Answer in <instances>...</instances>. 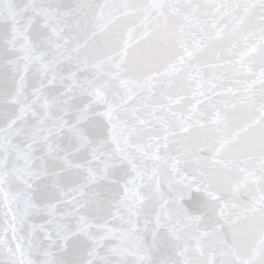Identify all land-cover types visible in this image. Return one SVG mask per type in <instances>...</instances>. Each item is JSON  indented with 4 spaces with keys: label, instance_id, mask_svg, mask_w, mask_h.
Returning a JSON list of instances; mask_svg holds the SVG:
<instances>
[{
    "label": "snow or ice",
    "instance_id": "obj_1",
    "mask_svg": "<svg viewBox=\"0 0 264 264\" xmlns=\"http://www.w3.org/2000/svg\"><path fill=\"white\" fill-rule=\"evenodd\" d=\"M0 264H264V0H0Z\"/></svg>",
    "mask_w": 264,
    "mask_h": 264
}]
</instances>
